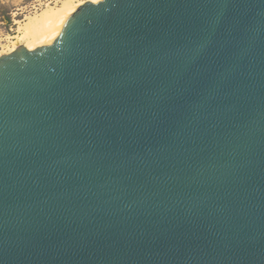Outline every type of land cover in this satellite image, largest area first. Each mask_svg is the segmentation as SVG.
Masks as SVG:
<instances>
[{
  "label": "water",
  "instance_id": "95a60500",
  "mask_svg": "<svg viewBox=\"0 0 264 264\" xmlns=\"http://www.w3.org/2000/svg\"><path fill=\"white\" fill-rule=\"evenodd\" d=\"M0 264H264V0L86 1L0 56Z\"/></svg>",
  "mask_w": 264,
  "mask_h": 264
},
{
  "label": "bare ground",
  "instance_id": "6f19581e",
  "mask_svg": "<svg viewBox=\"0 0 264 264\" xmlns=\"http://www.w3.org/2000/svg\"><path fill=\"white\" fill-rule=\"evenodd\" d=\"M60 4H47L34 15L27 16L19 25L18 33L12 38L11 45L0 50V56L15 51L24 45L29 49L51 44L61 33L67 19L86 1L60 0ZM98 2L99 0H87Z\"/></svg>",
  "mask_w": 264,
  "mask_h": 264
},
{
  "label": "rangeland",
  "instance_id": "374dc122",
  "mask_svg": "<svg viewBox=\"0 0 264 264\" xmlns=\"http://www.w3.org/2000/svg\"><path fill=\"white\" fill-rule=\"evenodd\" d=\"M87 1V0H80ZM60 0H0V50L11 45L18 33L20 23L29 15H34L47 4L55 6Z\"/></svg>",
  "mask_w": 264,
  "mask_h": 264
}]
</instances>
